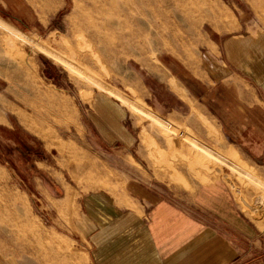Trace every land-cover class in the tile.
<instances>
[{
    "label": "rangeland",
    "instance_id": "rangeland-1",
    "mask_svg": "<svg viewBox=\"0 0 264 264\" xmlns=\"http://www.w3.org/2000/svg\"><path fill=\"white\" fill-rule=\"evenodd\" d=\"M62 2L48 22L32 15L30 7L25 21L0 10L6 27L0 26V264H93L102 249L91 247L76 226L84 194L109 191L116 196L131 179L165 188L169 180L184 179L185 172L199 175L198 164L210 156L208 150L202 152L206 159L190 151H167L159 158L174 160L170 167L153 168L154 146L159 151L165 146L188 149L187 143L196 146V141L243 163L246 173L222 161L223 178L240 192H232L234 200L228 187L222 189L246 219L264 225V186L253 181L250 187L248 178L264 183L263 174L239 153L222 148L212 116L186 85L197 107L142 67L156 56L163 66L173 63L192 77L198 58L189 64L186 56H199L201 39L210 30L229 32L238 23L250 32H264V0ZM100 95L124 110L112 127L133 134L129 151L119 141L105 151L93 143L86 109ZM180 160L192 163L190 169L181 168ZM214 172L219 170L206 168L202 175L213 178ZM59 176L75 191V201L61 200ZM197 190V183L178 186L188 197Z\"/></svg>",
    "mask_w": 264,
    "mask_h": 264
},
{
    "label": "crops",
    "instance_id": "crops-1",
    "mask_svg": "<svg viewBox=\"0 0 264 264\" xmlns=\"http://www.w3.org/2000/svg\"><path fill=\"white\" fill-rule=\"evenodd\" d=\"M62 4V0H0V10L5 9L25 21V12L30 14L31 8L32 15L41 22H48L63 7ZM237 25L235 27L233 23V28H236L233 31L214 29L202 37L199 56L195 53L186 56L187 63L198 58L199 69L191 72L192 77L188 76L189 73L186 76L173 63L164 61L163 66L156 56L154 60L142 63V67L157 76L176 96L194 104L184 88L186 85L212 116L222 148L239 153L264 176L260 168L264 167V32H250ZM0 26L6 28L1 23ZM109 98L102 95L92 98L86 109L87 130L99 150L105 151L106 146L119 141L129 151L133 147V134L127 128L112 127L114 121L118 123L122 119L124 110L117 108ZM145 111L148 117H152L153 113ZM154 118L162 122L160 118ZM193 143L199 148L187 143L188 149L165 146L159 151L154 146L157 156H152L157 159L153 165L149 164L153 168L170 167L174 160L169 163L167 159L170 157L166 160L159 158L167 156V151L184 154L190 151L206 159L202 152L208 150L211 156L204 165L198 164L199 175L184 171L188 173L184 179L167 181L170 194L160 183L156 182L154 186L141 179H131L116 196L109 191H90L82 196L77 229L91 247H96L97 251L102 249L94 257L93 264H264V225L253 224L246 219L240 207L242 213L237 205L228 202L227 193L222 189L224 184L232 196L235 190L240 192L232 181L223 178L222 161L246 173L245 165L241 160L238 161L241 165H238L236 160L230 161L199 142ZM143 151L140 146L139 152L143 154ZM181 161V168L190 169L192 163L185 160L176 162L180 164ZM206 168H217L219 172H214L215 177L207 178L202 175ZM248 178L250 187L254 182L264 186V183ZM59 180L64 187L61 200L75 201L73 188L63 176H59ZM180 183H197L194 197L180 193ZM244 184L248 186V183ZM248 189L249 186L247 192ZM58 212L63 214V211ZM98 237L101 242L97 243Z\"/></svg>",
    "mask_w": 264,
    "mask_h": 264
},
{
    "label": "bare ground",
    "instance_id": "bare-ground-1",
    "mask_svg": "<svg viewBox=\"0 0 264 264\" xmlns=\"http://www.w3.org/2000/svg\"><path fill=\"white\" fill-rule=\"evenodd\" d=\"M57 54H59V53H57ZM90 77H91V76H90ZM92 78H93V77H92ZM90 79H91V78H90ZM93 79H94V81H95V80H97V79H96V76H94V78H93Z\"/></svg>",
    "mask_w": 264,
    "mask_h": 264
}]
</instances>
